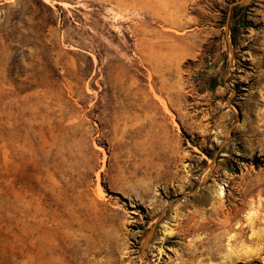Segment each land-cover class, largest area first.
I'll use <instances>...</instances> for the list:
<instances>
[{
  "label": "rangeland",
  "instance_id": "374dc122",
  "mask_svg": "<svg viewBox=\"0 0 264 264\" xmlns=\"http://www.w3.org/2000/svg\"><path fill=\"white\" fill-rule=\"evenodd\" d=\"M0 264H264V0H0Z\"/></svg>",
  "mask_w": 264,
  "mask_h": 264
},
{
  "label": "water",
  "instance_id": "95a60500",
  "mask_svg": "<svg viewBox=\"0 0 264 264\" xmlns=\"http://www.w3.org/2000/svg\"><path fill=\"white\" fill-rule=\"evenodd\" d=\"M248 1H244V2H239V3H236L235 5H244L246 4Z\"/></svg>",
  "mask_w": 264,
  "mask_h": 264
},
{
  "label": "trees",
  "instance_id": "16d2710c",
  "mask_svg": "<svg viewBox=\"0 0 264 264\" xmlns=\"http://www.w3.org/2000/svg\"><path fill=\"white\" fill-rule=\"evenodd\" d=\"M215 86H217V85H215Z\"/></svg>",
  "mask_w": 264,
  "mask_h": 264
}]
</instances>
